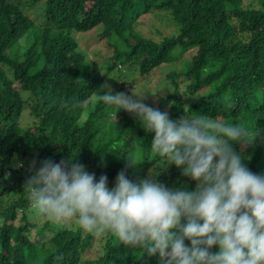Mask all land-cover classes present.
Returning a JSON list of instances; mask_svg holds the SVG:
<instances>
[{"label": "trees", "instance_id": "16d2710c", "mask_svg": "<svg viewBox=\"0 0 264 264\" xmlns=\"http://www.w3.org/2000/svg\"><path fill=\"white\" fill-rule=\"evenodd\" d=\"M43 1L44 20L23 61L9 57L12 45L35 26L24 7ZM252 2L264 0H0V264H158L139 248L120 245L109 232L102 255L86 259L96 233L30 220L33 208L24 185L33 162L39 167L45 159L58 162L78 155L90 173L107 175L112 186L122 170L133 181L146 177L156 159L147 148L154 133H146L129 113L99 100L105 77L79 51L73 31L103 26L104 37H121L131 47L126 60L143 76L172 61L178 48H198L185 71L186 92L199 96L197 101L187 107L177 76L171 75L174 93L161 98L157 108L174 120L204 114L248 124L259 135L244 148L250 157L245 162L254 173H264V10L252 8ZM142 5L138 18L153 10L170 11L180 33L160 43L135 33L130 22ZM23 92H30L28 99ZM27 110L33 121L26 131L22 118ZM127 156L141 164L129 166ZM166 170L158 178L165 186L178 181L195 189V182L174 165ZM32 229L34 239L28 235ZM47 234L51 238L45 239Z\"/></svg>", "mask_w": 264, "mask_h": 264}, {"label": "clouds", "instance_id": "9594fccd", "mask_svg": "<svg viewBox=\"0 0 264 264\" xmlns=\"http://www.w3.org/2000/svg\"><path fill=\"white\" fill-rule=\"evenodd\" d=\"M145 99L108 84L99 95L154 133L147 148L156 159L146 177L133 181L122 170L110 187L107 175L97 178L78 155L33 162L24 185L31 207L55 222L75 220L89 233L109 232L158 264H264V173L250 170L244 152L259 134L243 121L204 114L174 120ZM127 159L129 166L141 164ZM173 165L195 182L194 190L158 179L159 170Z\"/></svg>", "mask_w": 264, "mask_h": 264}, {"label": "rangeland", "instance_id": "374dc122", "mask_svg": "<svg viewBox=\"0 0 264 264\" xmlns=\"http://www.w3.org/2000/svg\"><path fill=\"white\" fill-rule=\"evenodd\" d=\"M246 3L248 4V2H245V4ZM44 5L45 2L43 1L32 7L28 5L24 7L26 14L30 15L34 20L35 26L25 36L12 45V47L7 51L9 57L23 61L24 54L34 41L36 30L38 31V28L41 27V24L43 23ZM250 5L252 8L264 10V2H252ZM144 9L145 6L142 5L141 7H137L134 11V15L130 23L132 24V30L135 33L141 37L148 38L159 43L163 41L164 38H172L180 33L181 28L174 21L170 11L153 10L149 14H141L138 18L137 14L142 12ZM104 31L105 29L103 26H98L88 32L73 31L72 36L77 40L79 44V51L85 55L86 60L96 62L99 65L101 74L105 77V84L110 85L114 91L132 94L135 90L138 94H146L145 103L149 106L157 108L161 98H165L166 96L174 93L171 75H176V79L180 83V93L186 106L188 107L189 104L197 101L199 96L192 97L186 92L189 81L186 80L185 71L191 65V61L197 54L198 48H178V51L174 54V59L172 61L157 67L152 72L143 76L138 66L133 65L126 60V55L131 50L128 43L116 35H112L109 38L104 37ZM125 34H128V31ZM116 64L117 67L114 69L110 68ZM3 69L9 78L13 77L8 66H3ZM29 96L30 92H23L24 99H28ZM92 105H94L93 102L89 104V108H92ZM114 117L115 115L112 118ZM32 121L33 119L30 117L29 111L27 110L22 118V125L26 131L32 126ZM105 126L108 127L109 123L105 124ZM105 129L102 130L101 133V130L99 131V135L96 139V148L99 147L100 136L101 138L105 136ZM108 129L109 128H107V130ZM16 166L18 168L23 167V165L19 162L16 163ZM159 171L161 174L158 178L164 174H168L166 169ZM169 185L170 187H184L189 189L186 184L178 181L170 182ZM30 220L34 223H38L39 226H42L49 219L39 214L33 208L32 213L30 214ZM55 223L60 227L64 226V224H67L69 228L79 227L75 220ZM35 234L36 230L32 229L29 231L28 235L31 239H34ZM51 236L52 235L47 234L45 239H49ZM105 239L106 232L96 233L94 246L86 255V259L95 260L102 255V246ZM121 244L122 243H120V245Z\"/></svg>", "mask_w": 264, "mask_h": 264}]
</instances>
